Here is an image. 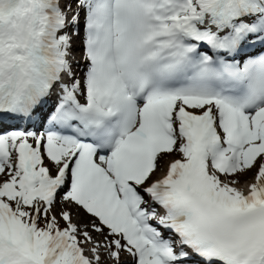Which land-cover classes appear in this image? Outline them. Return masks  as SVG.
Listing matches in <instances>:
<instances>
[{
  "label": "snow or ice",
  "instance_id": "1",
  "mask_svg": "<svg viewBox=\"0 0 264 264\" xmlns=\"http://www.w3.org/2000/svg\"><path fill=\"white\" fill-rule=\"evenodd\" d=\"M0 264H264V0H0Z\"/></svg>",
  "mask_w": 264,
  "mask_h": 264
},
{
  "label": "rangeland",
  "instance_id": "2",
  "mask_svg": "<svg viewBox=\"0 0 264 264\" xmlns=\"http://www.w3.org/2000/svg\"><path fill=\"white\" fill-rule=\"evenodd\" d=\"M76 54H77L79 57H81V56H82V51H81V50H78V51L76 52ZM78 74H79V73H78ZM79 75H80V74H79ZM173 156H175V155H173ZM173 156H172V157H169V159H171V158L174 159ZM175 158H176V157H175ZM160 174H161V173H159V172L157 173L158 176H159ZM251 175H252V174L250 173V174H249V177H251Z\"/></svg>",
  "mask_w": 264,
  "mask_h": 264
},
{
  "label": "bare ground",
  "instance_id": "3",
  "mask_svg": "<svg viewBox=\"0 0 264 264\" xmlns=\"http://www.w3.org/2000/svg\"><path fill=\"white\" fill-rule=\"evenodd\" d=\"M81 22L83 23V17H81ZM76 57H77V59L80 58L77 54H76ZM123 259H125V258H123Z\"/></svg>",
  "mask_w": 264,
  "mask_h": 264
}]
</instances>
